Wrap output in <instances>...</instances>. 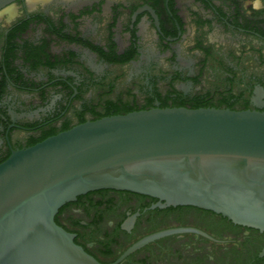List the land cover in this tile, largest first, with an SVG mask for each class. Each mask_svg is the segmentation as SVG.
Listing matches in <instances>:
<instances>
[{"label":"flooded vegetation","instance_id":"obj_1","mask_svg":"<svg viewBox=\"0 0 264 264\" xmlns=\"http://www.w3.org/2000/svg\"><path fill=\"white\" fill-rule=\"evenodd\" d=\"M264 112V0H15L0 9V164L74 126L153 108ZM113 189L56 222L102 264H264V232Z\"/></svg>","mask_w":264,"mask_h":264},{"label":"water","instance_id":"obj_2","mask_svg":"<svg viewBox=\"0 0 264 264\" xmlns=\"http://www.w3.org/2000/svg\"><path fill=\"white\" fill-rule=\"evenodd\" d=\"M15 0H0V9ZM113 189L264 232V112L153 108L74 126L0 164V264H102L55 220ZM172 233L151 235L112 264ZM264 254V253H263Z\"/></svg>","mask_w":264,"mask_h":264},{"label":"trees","instance_id":"obj_3","mask_svg":"<svg viewBox=\"0 0 264 264\" xmlns=\"http://www.w3.org/2000/svg\"><path fill=\"white\" fill-rule=\"evenodd\" d=\"M177 107H180V106H177ZM197 108H199V106H195V107H193V109H197ZM127 114V113H126Z\"/></svg>","mask_w":264,"mask_h":264},{"label":"bare ground","instance_id":"obj_4","mask_svg":"<svg viewBox=\"0 0 264 264\" xmlns=\"http://www.w3.org/2000/svg\"><path fill=\"white\" fill-rule=\"evenodd\" d=\"M34 1H36V0H34Z\"/></svg>","mask_w":264,"mask_h":264}]
</instances>
